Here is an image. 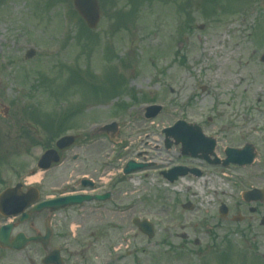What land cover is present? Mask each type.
Instances as JSON below:
<instances>
[{"label": "rangeland", "instance_id": "1", "mask_svg": "<svg viewBox=\"0 0 264 264\" xmlns=\"http://www.w3.org/2000/svg\"><path fill=\"white\" fill-rule=\"evenodd\" d=\"M103 1L105 11L102 10L101 20L88 40L72 0H0V179L12 183L34 163L40 148L30 142L33 134L29 132L38 129L34 138L39 143L46 141V131L39 125L41 119L48 117L59 122L75 104L88 107L90 103L89 111L75 108L74 115L67 113L63 122L64 129L87 128L90 124L111 122L116 105H133V97L139 103L148 101L144 98L154 100L165 107L163 114L152 122L133 117L130 125L124 117L121 124L126 126H122L118 139L124 146L133 141L134 149L145 151L139 160L155 167L117 181V201L105 205L108 212L75 217L70 233L77 237L76 255L86 241L91 243L85 253L89 264H263L262 209L255 205L245 207L240 195L248 185L264 182L254 178L264 170V65L259 62L264 53V2ZM130 2L134 6L127 7ZM142 2L147 3L142 7ZM187 2L191 14L188 19L177 7ZM119 9H124V15L118 24L114 13ZM61 13L65 17L61 18ZM63 19L67 22L65 28ZM188 21L192 22L191 31L183 29L182 24ZM200 25L204 27L202 31L198 30ZM179 42L183 43L182 49L177 46ZM85 43L86 53L81 54ZM107 47L111 49L108 54ZM31 48L37 51L36 56L25 60L24 53ZM64 64L85 72V83L91 84L92 91L85 83L65 85L69 74L67 68L63 69ZM113 82L124 85V90L104 100L101 90ZM184 86L188 89L183 93ZM95 87H102L99 94ZM191 91L196 96L188 107L182 106ZM215 100L220 101L217 107L224 117L211 107ZM2 106L8 108L6 116ZM135 108L140 116V107ZM180 112L199 125L207 117L214 119L215 127L206 132L219 140V154L225 145H254L258 155L255 165L241 170L205 168L199 178L187 175L172 185L164 182L158 175L160 169L171 162H186L177 160L179 147L167 152L162 143V127ZM242 115H249L252 120L244 128L249 131L247 137L230 128L231 124L236 129L241 127ZM95 140L87 139V144ZM102 140L93 146L97 149L89 147L94 160L104 159L103 153L112 149L110 142ZM131 154L136 156L132 150ZM76 165L79 164L69 158L45 181L50 178L55 186L70 180ZM8 166L12 168L7 169ZM117 169H110L109 175L120 177ZM131 203L135 208L129 213L110 212L116 206ZM188 203L194 205L193 211L182 208ZM221 203L227 205L231 215L240 212L248 216V207L257 208L258 220L248 225L220 219L217 211ZM132 217L153 224L152 239L132 225ZM229 246L237 253L227 255L225 260L217 257Z\"/></svg>", "mask_w": 264, "mask_h": 264}, {"label": "flooded vegetation", "instance_id": "2", "mask_svg": "<svg viewBox=\"0 0 264 264\" xmlns=\"http://www.w3.org/2000/svg\"><path fill=\"white\" fill-rule=\"evenodd\" d=\"M122 128L119 129L120 134ZM242 137V136H241ZM102 142L101 138H98L93 143L86 144V139L78 137L76 139L73 148V154L70 160L73 164H79L74 167L72 173L73 177L70 179L69 187H64L63 184H55L54 180L44 177L33 184L28 183V178H23L15 185L18 187V195L25 201H33L29 204L25 210L16 217H3L0 215V228L8 224L12 225V230L9 235V243H14L17 237L22 234L25 238L37 239L34 242H29L21 250H12L6 248L0 241V264H45V260L49 258L48 264H89V258L85 254L87 243L83 245V250L80 247V253L76 255V235L71 234V224L74 222L75 217L79 218L84 215H92L99 211H107L106 202L97 203L91 202L84 204L80 207L65 209L62 211L52 212L51 210H41L34 212V208L42 204L45 201L62 198L70 195H88V196H103L106 192L102 191L100 186L101 174L104 165L101 164V160H94L92 158V152L90 146H95L97 143ZM246 143L242 142L237 145H233L235 148H240ZM97 149L96 147H93ZM77 151V152H75ZM121 152H119V155ZM104 156V153H103ZM94 162V163H93ZM79 168V169H78ZM80 170V172H79ZM264 179V175L263 178ZM78 180V182H77ZM10 188V187H8ZM260 188L264 189L261 185ZM110 197L108 201L116 202L115 188H111L108 191ZM254 205L262 209L264 217V200L263 202L254 203ZM244 206H249L244 203ZM121 206H116L120 209L111 211V214L123 215L129 213L131 210L123 211ZM257 208L248 207L249 215L241 216V223L248 222L249 225L254 224L258 218ZM77 211V213H75ZM83 211V213H81ZM240 214V212H236ZM24 217V218H23ZM23 220L20 222V220ZM228 220V219H227ZM260 222V220H259ZM264 223V218L260 224ZM49 233V239L44 240L45 235ZM15 244V243H14ZM18 246V245H16Z\"/></svg>", "mask_w": 264, "mask_h": 264}, {"label": "water", "instance_id": "3", "mask_svg": "<svg viewBox=\"0 0 264 264\" xmlns=\"http://www.w3.org/2000/svg\"><path fill=\"white\" fill-rule=\"evenodd\" d=\"M74 5L77 9V11L79 12V14L83 17V19L85 20V22L87 23V25L90 28H94L98 22L99 19V14H98V6H97V2L96 0H75L74 1ZM28 56L31 57L32 54L28 53ZM206 141V140H205ZM185 144V143H183ZM201 142H199L197 144L196 148L190 149L191 150V154H196L198 151L203 153V156L206 158L207 155L209 153L212 152L214 145L211 144V147L207 148L210 145H206V143H204V146H200ZM233 151L228 150L227 154H228V160L226 162H237V163H246V162H251L252 158L248 155V150H246V152H240L237 155L232 153ZM249 158V159H248ZM140 168V166H134L133 164H130L127 168V170H125L126 173L130 172L131 170H135ZM180 175H184L185 171H179ZM171 180V178H170ZM253 193V192H252ZM82 202V200L78 199V198H72V199H66V200H59L55 203H57L56 205H54V209H59V208H63L66 206H70V205H74V204H80ZM139 225V227L142 229V231L144 233H146L149 237L152 236L151 233V229L150 226L143 222V223H137Z\"/></svg>", "mask_w": 264, "mask_h": 264}, {"label": "bare ground", "instance_id": "4", "mask_svg": "<svg viewBox=\"0 0 264 264\" xmlns=\"http://www.w3.org/2000/svg\"><path fill=\"white\" fill-rule=\"evenodd\" d=\"M41 177H42V175H38L35 178H32L31 180L32 181H39Z\"/></svg>", "mask_w": 264, "mask_h": 264}]
</instances>
